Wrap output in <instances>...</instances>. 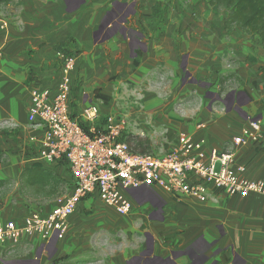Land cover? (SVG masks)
Wrapping results in <instances>:
<instances>
[{
	"label": "crops",
	"instance_id": "obj_1",
	"mask_svg": "<svg viewBox=\"0 0 264 264\" xmlns=\"http://www.w3.org/2000/svg\"><path fill=\"white\" fill-rule=\"evenodd\" d=\"M103 3L102 0H6L2 5L7 28L0 29V155L4 156L0 158V179L10 178L14 183L4 196L0 218L20 220L32 211L19 190L22 169L37 161L41 136L27 120L30 90L53 87L59 81L58 45L77 53L76 69L81 61L85 83H92L93 90L99 81L87 66L105 64V61L109 65L136 67L137 80L142 86L138 93L220 96L222 83L234 79L236 87L227 90V101L220 96L223 106L204 101L186 112L184 119L171 123L167 138L170 143L174 135L172 146L179 132H190L204 137L205 149H221L231 135L239 134L249 119H258L262 140L236 147L232 169L239 176L264 180V45L258 40L261 45L256 46L239 27L226 32V12L220 11L218 17L219 13L211 11L206 16L200 12L201 2L196 4L195 11L178 17L175 21L178 26L166 13L162 15L154 9L139 11L134 27L128 32L115 31L104 43H96L95 28L103 17ZM104 48L110 50L107 57L100 53ZM230 59L236 64L228 69L226 63ZM157 70H166L168 75L170 83L164 92L155 89L156 85L150 88L145 85V82L157 81ZM89 76L94 79L88 80ZM184 76H190L187 83ZM196 83L205 84L206 89L197 87ZM70 87L72 108L75 88L72 77ZM87 103L95 102L89 96L81 102L80 110ZM201 123L203 128L198 127ZM44 166L71 183L64 165ZM143 191L133 197L130 220L118 217L94 196L79 202L69 217L67 234L54 243L59 263L80 264L79 261L90 258L92 253L84 245L85 237L81 233L85 226L82 219L84 212L94 210L96 217L92 226L110 234L124 230L126 237L131 238L138 232L136 220L146 229L144 241L107 256L104 264H264L262 195H230L212 189L205 202L191 197L177 202L159 190L158 199ZM163 238L169 241L164 243ZM179 242L183 245V254L170 262L167 252L178 248ZM50 248L51 243L35 237L5 247L26 250L25 264H48L44 254ZM14 262H19V258Z\"/></svg>",
	"mask_w": 264,
	"mask_h": 264
},
{
	"label": "built area",
	"instance_id": "obj_2",
	"mask_svg": "<svg viewBox=\"0 0 264 264\" xmlns=\"http://www.w3.org/2000/svg\"><path fill=\"white\" fill-rule=\"evenodd\" d=\"M5 1L0 0V29L7 28L2 11ZM56 56L61 77L53 87L31 88L27 120L33 130L41 132L37 161L64 165L71 185L45 213L31 211L20 220L0 218V249L34 237L47 244L62 240L78 203L93 196L120 215L131 212L133 197L143 190L156 199L159 190L177 202L186 197L205 202L212 189L264 197V180L239 176L232 169L236 147L262 140L258 119H249L221 149L207 150L204 137L181 131L162 153L133 152L123 137L124 125L115 116L101 114L95 103L84 104L77 113L72 110L70 82L77 53L60 49Z\"/></svg>",
	"mask_w": 264,
	"mask_h": 264
},
{
	"label": "rangeland",
	"instance_id": "obj_3",
	"mask_svg": "<svg viewBox=\"0 0 264 264\" xmlns=\"http://www.w3.org/2000/svg\"><path fill=\"white\" fill-rule=\"evenodd\" d=\"M102 1H104L101 7V9H103V17L99 25L95 28L96 43H104L105 40L110 37V34L115 31L128 32L134 27L136 15L139 11L154 9L159 11L162 15L166 13L169 18L172 17V23L178 26L175 24V21L179 19L178 17L183 16L186 12L195 11L194 8L198 3L193 0ZM192 5L193 7H191ZM200 12L208 16L211 10L206 3L201 2ZM220 13L216 15L220 17ZM164 26V23L160 25L161 28ZM252 42H254L256 46L261 45L258 39H252ZM100 53H104L105 55L103 56L107 57L110 55V50L104 48ZM89 60L92 62L91 58ZM233 64L236 63L230 59L229 62L226 63L227 68L231 69ZM87 67L92 74L96 75L94 78L99 82L94 90L92 89L93 84L91 82L89 85L85 83L86 78L82 75L84 66L83 63L81 64V61H79L77 69L71 74L72 81L75 85L73 92L74 97L72 100L73 111L75 113L79 111L82 105L81 102L83 100H88L90 96V98L97 103L101 114L113 115L123 123V135L127 136L133 134L148 137L151 141L149 152L154 154L162 153L171 146L175 138L174 135H172L170 138L172 141L169 143L167 136L170 133L171 123L184 119L186 112L198 105H202L204 101L211 102L220 107L223 106V103L218 100V94L216 95L214 93H138L141 91L142 86L137 80L136 67L126 66L124 64L118 66L109 65L106 61L105 64L94 65L90 63ZM165 71L166 70H157L155 72L157 81L154 84L150 81L145 82L146 87L150 88L156 85L155 89H161L162 92H164L165 86L170 83ZM92 78L93 76H89L88 80ZM183 79L184 82L187 83L190 80V76H184ZM235 85L236 81L234 79L222 83L220 89L221 93L219 94L222 95V98L226 99L225 101H227L228 97L226 96L227 90L231 87H236ZM196 86L203 90L206 89L205 84L196 83ZM100 91H102V93ZM0 158L4 159V156L1 154ZM54 202L55 201H50L46 204H42L40 208H32V211L45 213L54 205ZM117 215L120 218L129 219L130 214ZM95 217L96 212L94 210L84 212L82 220L85 226L81 233L85 237L84 245L90 248L88 252L92 254L89 253L90 258L79 261L80 264H104V260L107 256H112L115 253L127 249V247L129 248L131 245L134 247L139 241L142 242L145 240L143 233L146 232V229L142 227L141 222L137 220L134 225L135 228L138 229V232H135L131 238H128L124 230L118 231L113 235L106 230L94 228L92 225ZM129 220L127 221L131 224ZM162 240L164 243L169 241L168 238H163ZM132 242L134 244H132ZM177 244L179 245L178 248H173L171 253H169V251L167 252L171 257L170 262H172L175 257L183 254V245L181 242ZM55 251L56 247L52 244L50 251L44 254L47 257L48 264H62L55 258ZM145 252L147 253L148 249ZM26 253V250L0 249V264H25L26 259L23 257ZM18 258L19 262H14Z\"/></svg>",
	"mask_w": 264,
	"mask_h": 264
},
{
	"label": "trees",
	"instance_id": "obj_4",
	"mask_svg": "<svg viewBox=\"0 0 264 264\" xmlns=\"http://www.w3.org/2000/svg\"><path fill=\"white\" fill-rule=\"evenodd\" d=\"M206 3L214 13L225 11L224 28L229 32L234 27L258 39L264 45V0H195ZM62 49L61 45L56 50ZM128 147L133 152L148 153L151 141L140 135H123ZM14 181L10 178L0 179V208L4 203L6 192ZM71 183L67 182L53 170L39 161L24 167L19 176V190L22 197L32 208H40L50 200L62 195Z\"/></svg>",
	"mask_w": 264,
	"mask_h": 264
},
{
	"label": "water",
	"instance_id": "obj_5",
	"mask_svg": "<svg viewBox=\"0 0 264 264\" xmlns=\"http://www.w3.org/2000/svg\"><path fill=\"white\" fill-rule=\"evenodd\" d=\"M218 99L220 100V101H223V99H221V97L218 95ZM56 242V240L55 239H53V242H52V244H54Z\"/></svg>",
	"mask_w": 264,
	"mask_h": 264
}]
</instances>
